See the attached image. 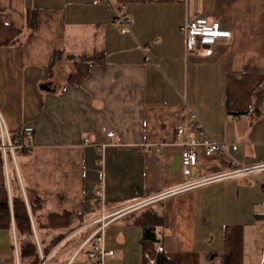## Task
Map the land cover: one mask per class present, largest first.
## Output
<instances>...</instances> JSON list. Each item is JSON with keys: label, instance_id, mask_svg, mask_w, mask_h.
I'll use <instances>...</instances> for the list:
<instances>
[{"label": "crops", "instance_id": "crops-1", "mask_svg": "<svg viewBox=\"0 0 264 264\" xmlns=\"http://www.w3.org/2000/svg\"><path fill=\"white\" fill-rule=\"evenodd\" d=\"M113 1L132 18L126 32L106 0H0L20 27L0 45V114L13 139L34 136L29 152L0 148V184L9 197L20 187L41 264H94L93 240L81 245L102 223L104 264H264V0ZM196 14L231 30L208 56L185 53L180 27ZM96 53L69 83L68 56ZM191 114L225 151L199 150L186 174ZM242 165L258 167L232 171ZM55 210L77 214L73 226L44 227ZM150 215L148 257L140 218ZM18 238L13 221L0 227V264H24Z\"/></svg>", "mask_w": 264, "mask_h": 264}, {"label": "built area", "instance_id": "built-area-1", "mask_svg": "<svg viewBox=\"0 0 264 264\" xmlns=\"http://www.w3.org/2000/svg\"><path fill=\"white\" fill-rule=\"evenodd\" d=\"M107 4L114 11V19L120 23V31L126 32L129 30V24L132 18L127 13L125 6L122 3L106 0ZM185 41V53L190 56H208L214 51V46L218 42H229L231 40V30L223 26L220 20L212 14H196L187 18L180 27ZM195 120L194 128L198 131V135L190 136L183 141V148L180 154V163L184 173L188 174L191 168L197 163L199 150L204 154L222 153L225 151V145L222 142L214 139L204 129L203 125L197 120L195 114H191ZM184 128H178V134H181ZM0 148L6 154L7 152L14 153V150L24 148L27 152L31 151L34 144V136L32 132H26L24 138L13 139L6 127L5 121L0 114ZM109 136L113 135V131L108 132ZM89 139H85L88 142ZM235 147V145L233 146ZM256 165H242L239 168L232 170L233 172H251L257 168ZM103 222V221H102ZM102 223L88 238L83 242V247L87 242L93 240L87 248V256L92 259L94 264H104L107 256L113 254V250H107L103 246ZM156 250H163L161 244L156 245Z\"/></svg>", "mask_w": 264, "mask_h": 264}, {"label": "trees", "instance_id": "trees-1", "mask_svg": "<svg viewBox=\"0 0 264 264\" xmlns=\"http://www.w3.org/2000/svg\"><path fill=\"white\" fill-rule=\"evenodd\" d=\"M36 17L37 12L35 9L26 11V24L31 29L35 27ZM19 33L20 27L16 25L11 16L7 13L0 12V45H10L14 43L18 39ZM54 55H59V52L56 51ZM98 57V53L79 56L69 55L68 58L73 61L75 68L69 75L67 81L69 83H80L86 76L89 65L95 62ZM15 136L18 138H24V134L22 133H18ZM19 150L26 153L24 148H20ZM14 191L15 192H12L9 197L5 183L0 184V227L10 228L11 222L13 221L19 236L18 240L21 261H23L24 264H41V254L34 237L30 213L24 200V196L19 186H16ZM45 202V198L39 197L37 205L30 206L31 212L34 213L38 209L42 208ZM77 216V214L71 211H50L45 216L43 226L50 229L69 228L73 226ZM152 217V219H154V215H152ZM136 219L137 221L143 220L144 228L142 250L144 254L147 253L148 257H150V255H153L154 245L157 242L154 226L149 225V222H151V215L148 218H140L141 220L139 217H136ZM62 236L63 233H59L55 235L46 246H42V254L45 255L49 248L52 247V245ZM46 264H51L49 259L46 261Z\"/></svg>", "mask_w": 264, "mask_h": 264}]
</instances>
